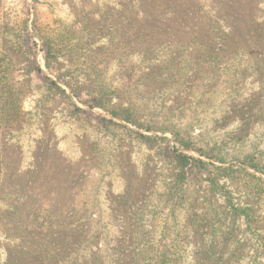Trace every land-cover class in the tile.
Instances as JSON below:
<instances>
[{
	"label": "rangeland",
	"instance_id": "374dc122",
	"mask_svg": "<svg viewBox=\"0 0 264 264\" xmlns=\"http://www.w3.org/2000/svg\"><path fill=\"white\" fill-rule=\"evenodd\" d=\"M0 264H264V0H0Z\"/></svg>",
	"mask_w": 264,
	"mask_h": 264
},
{
	"label": "trees",
	"instance_id": "16d2710c",
	"mask_svg": "<svg viewBox=\"0 0 264 264\" xmlns=\"http://www.w3.org/2000/svg\"><path fill=\"white\" fill-rule=\"evenodd\" d=\"M57 87H58L60 90H62L63 92H65V90L62 89L59 85H57ZM65 93H66V92H65ZM67 97H68V95H67ZM178 159H179V162L182 163L183 165L187 164V162H188V161H187L188 157H187L185 154H179Z\"/></svg>",
	"mask_w": 264,
	"mask_h": 264
}]
</instances>
